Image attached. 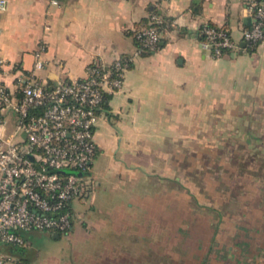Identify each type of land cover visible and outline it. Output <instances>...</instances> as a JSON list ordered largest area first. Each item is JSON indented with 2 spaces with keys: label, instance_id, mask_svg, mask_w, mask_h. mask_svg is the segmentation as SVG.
<instances>
[{
  "label": "crops",
  "instance_id": "obj_1",
  "mask_svg": "<svg viewBox=\"0 0 264 264\" xmlns=\"http://www.w3.org/2000/svg\"><path fill=\"white\" fill-rule=\"evenodd\" d=\"M51 1L0 0V57L12 74L7 84L33 70L40 46V78H77L94 56L110 63L133 54L135 31L148 15L157 14L163 22L158 47L135 57L122 89L108 96L107 112L94 134L90 190L75 202L77 218L67 237L78 241L87 223L95 235H132L131 226L109 229L102 217H149L150 202L138 190L143 192L150 180L157 186L167 181L186 187L181 155L221 156L240 153L228 151L232 144L261 146L264 39L253 51L241 46L242 29L250 25L245 0ZM204 23L227 28L238 48L211 58L201 43ZM223 124L226 132L243 133L224 137ZM220 138L225 140L215 145ZM122 195L130 200L120 216ZM26 254L23 248L20 257Z\"/></svg>",
  "mask_w": 264,
  "mask_h": 264
},
{
  "label": "built area",
  "instance_id": "obj_2",
  "mask_svg": "<svg viewBox=\"0 0 264 264\" xmlns=\"http://www.w3.org/2000/svg\"><path fill=\"white\" fill-rule=\"evenodd\" d=\"M245 4L250 25L242 29L241 41L253 51L264 39V0ZM161 23L157 14L148 15L135 31L133 54L110 63L94 56L77 78H40V46L33 70L7 84L5 78L12 74L0 57V264L19 263L20 251L28 246L26 232L67 237L72 231L75 202L90 190L97 155L94 134L107 112L108 96L122 89L135 57L157 48L161 32L154 24ZM199 31L202 47L213 59L238 48L223 26L204 23Z\"/></svg>",
  "mask_w": 264,
  "mask_h": 264
},
{
  "label": "rangeland",
  "instance_id": "obj_3",
  "mask_svg": "<svg viewBox=\"0 0 264 264\" xmlns=\"http://www.w3.org/2000/svg\"><path fill=\"white\" fill-rule=\"evenodd\" d=\"M236 124H227L228 128H233ZM223 136H231L235 131L226 132L224 129L226 124L222 125ZM260 134L264 133V129H259ZM227 138V139H228ZM224 139V138H223ZM222 138L214 140L221 143ZM225 140V139H224ZM259 143V142H258ZM256 149L247 148L240 145L232 144L230 150H237L241 154L239 159L247 162L246 168H256L264 159V143ZM234 145V146H233ZM198 150L201 152V148ZM216 148L213 149L215 152ZM227 150V149H225ZM214 154V153H213ZM180 164L182 169V182L188 184L185 186H177L164 181L162 185H154V181L150 180L147 188H142L143 192L138 190V194L143 200L150 202L149 217L141 219L139 216L130 219L123 215L128 211L129 197L122 195L120 200V216L109 217L104 215L103 222L109 226V229L115 226L117 228H125L131 226L132 235H113L104 236L102 233L92 234V226L87 223L83 226L85 234L75 241L71 237L61 236L56 239L51 234H44L39 231L26 232L24 235L28 237L27 254L20 257V264H224L219 258L208 256L205 261L203 257H193L191 247L196 243L195 239L203 235L198 229L190 237L192 232H187L189 236L179 239V227L182 231L187 230V226L196 227L198 224L205 225L211 219V215L204 213L203 206H211L220 208L226 213H235L239 210L247 212L245 219L239 223L247 222L250 225H259L262 220L260 218L261 209L258 208L259 191L257 182L250 181L251 174L238 175V171L231 174V154L226 155H181ZM189 168V169H187ZM196 169V170H195ZM228 169V170H225ZM229 176H231L229 178ZM229 178V179H228ZM226 180V181H225ZM223 181V185L228 184L231 188L227 192L225 189L218 188L219 183ZM240 187V189H239ZM238 190V201L231 200V190ZM146 192L147 196H144ZM164 193L163 201L160 199ZM159 194V197L156 195ZM158 198V199H157ZM179 200V202H177ZM174 201V202H173ZM174 203V204H173ZM236 214V213H235ZM128 216V215H127ZM225 215V222L221 225V230L217 235L219 247L224 243L230 245L232 237L236 232L235 223L228 220ZM261 216V217H260ZM181 223V225H178ZM98 226V224H97ZM115 229V228H114ZM105 230V229H103ZM102 230V231H103ZM141 232L142 234H140ZM240 232V231H239ZM87 233V234H86ZM90 233V234H89ZM138 233V234H137ZM207 234V232H205ZM210 233V232H209ZM123 234V233H122ZM88 235V237H87ZM103 236V238H100ZM209 236V235H208ZM260 237H258L259 239ZM262 239V237L260 238ZM259 239V240H260ZM109 242V243H108ZM127 244L132 248L130 251L125 247ZM205 250V249H204ZM30 255V257H28ZM28 255V256H27ZM195 255V254H194ZM191 256V257H190ZM205 257V256H204ZM203 260V261H201ZM250 262V261H248ZM264 256L257 261L245 264H262Z\"/></svg>",
  "mask_w": 264,
  "mask_h": 264
},
{
  "label": "trees",
  "instance_id": "obj_4",
  "mask_svg": "<svg viewBox=\"0 0 264 264\" xmlns=\"http://www.w3.org/2000/svg\"><path fill=\"white\" fill-rule=\"evenodd\" d=\"M147 20L148 19H146L145 23L147 22ZM154 25L156 26L158 31H161L163 22L161 24ZM261 142L264 143V140H261ZM240 154L241 153L231 154V166L228 168L231 169V174L235 173L236 170L238 171L237 178L239 177V175L243 176L244 174H251L252 177L250 178V181H261V183L257 185L259 191L257 206L261 209L262 217L260 216V220H262V222L259 225L250 226H248L247 222L239 223L241 220L245 219L247 215V212L241 210L240 208L235 212L236 214L232 212L224 214V211L220 208L203 206V208L205 209L204 213H206L207 215H211L210 221L206 220L208 224H198L196 227H194L193 224L192 226H187V230L183 231L181 226L178 229L179 239L181 238V236L184 239L189 236V234L186 235V231L192 232L190 237L194 236L193 233L197 231V227L202 231V233L204 230L202 236H196V243L191 247L193 253L191 255L193 257H197L198 259L199 257H203V260L205 261L206 259H208L209 255H212V257L214 258H219L223 261H226V263L224 264H245L257 261L259 257L264 256V159L261 160V164L259 166L256 165V168H246L245 164L248 163L240 161ZM230 177L231 176H229V178ZM229 187L230 186L228 184L224 183L223 185V181H221V183H219L218 185V188H220V190H222V188L225 189L224 192H227L229 189H231ZM237 195L238 190L232 188L230 194L231 200L238 201ZM225 215H228V220L234 221L236 232L232 237V242L230 245L225 246V244L223 243L219 247L217 235L221 230V225L223 224V222H225ZM178 225H181V223H178ZM205 232H207V234ZM258 237H262V239L259 238V240ZM262 264H264V262Z\"/></svg>",
  "mask_w": 264,
  "mask_h": 264
},
{
  "label": "water",
  "instance_id": "obj_5",
  "mask_svg": "<svg viewBox=\"0 0 264 264\" xmlns=\"http://www.w3.org/2000/svg\"><path fill=\"white\" fill-rule=\"evenodd\" d=\"M241 46H243V47L245 46L244 42H242ZM53 237L58 238L59 236H58V234H53Z\"/></svg>",
  "mask_w": 264,
  "mask_h": 264
}]
</instances>
